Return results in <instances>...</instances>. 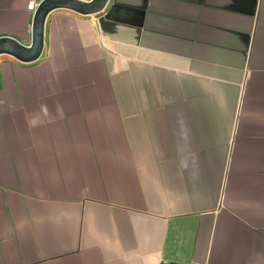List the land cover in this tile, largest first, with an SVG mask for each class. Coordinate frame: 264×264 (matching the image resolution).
Returning a JSON list of instances; mask_svg holds the SVG:
<instances>
[{
	"label": "crops",
	"instance_id": "0c3cea01",
	"mask_svg": "<svg viewBox=\"0 0 264 264\" xmlns=\"http://www.w3.org/2000/svg\"><path fill=\"white\" fill-rule=\"evenodd\" d=\"M0 264H264V0L59 7L0 53Z\"/></svg>",
	"mask_w": 264,
	"mask_h": 264
},
{
	"label": "water",
	"instance_id": "95a60500",
	"mask_svg": "<svg viewBox=\"0 0 264 264\" xmlns=\"http://www.w3.org/2000/svg\"><path fill=\"white\" fill-rule=\"evenodd\" d=\"M108 0H41L37 5L32 23V41L29 45L9 35L0 36V53H9L21 61L37 59L44 46L45 22L55 8L65 7L83 14L98 12Z\"/></svg>",
	"mask_w": 264,
	"mask_h": 264
},
{
	"label": "built area",
	"instance_id": "2783aa9c",
	"mask_svg": "<svg viewBox=\"0 0 264 264\" xmlns=\"http://www.w3.org/2000/svg\"><path fill=\"white\" fill-rule=\"evenodd\" d=\"M104 45H106V43L104 42Z\"/></svg>",
	"mask_w": 264,
	"mask_h": 264
}]
</instances>
